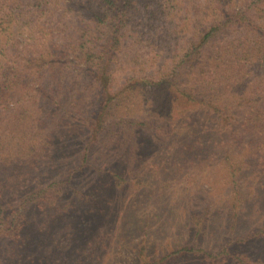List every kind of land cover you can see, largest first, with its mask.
<instances>
[{
  "label": "trees",
  "instance_id": "1",
  "mask_svg": "<svg viewBox=\"0 0 264 264\" xmlns=\"http://www.w3.org/2000/svg\"><path fill=\"white\" fill-rule=\"evenodd\" d=\"M68 68L65 74L76 84L89 81L81 95L90 93L87 107L95 102V112L85 114L77 104L69 109L50 95L53 110L85 125L93 139L108 126H146L130 120L139 112L164 119L159 111L166 110L164 92L171 88L177 110L168 128L179 126L177 133L195 139L197 150L189 144L188 153L201 159L203 169L217 168L223 190H239L249 169L260 167L264 174V0H149L142 8L136 0H0L1 161L11 162L2 152L12 140L21 157L47 156L53 138L41 132L40 114L49 109L42 98L50 90L59 95L49 86ZM142 84L149 90L142 95L149 94L136 106L131 94ZM152 93H160L155 106H149ZM112 106H126L115 122L106 118ZM205 145L216 154L196 155ZM214 159L217 166L207 165Z\"/></svg>",
  "mask_w": 264,
  "mask_h": 264
},
{
  "label": "rangeland",
  "instance_id": "2",
  "mask_svg": "<svg viewBox=\"0 0 264 264\" xmlns=\"http://www.w3.org/2000/svg\"><path fill=\"white\" fill-rule=\"evenodd\" d=\"M136 1L140 8L149 2ZM117 55L125 59L123 52ZM68 70L49 86L59 95L49 89L42 98L49 109L40 114L45 118L41 132L53 138L47 156L21 157L15 140L2 152L12 160H0L7 186L0 264H264L260 167L242 174L239 190L230 185L223 190L217 168L203 169L201 159L188 153L189 144L197 150L195 139L177 133L179 126L168 128L177 110L171 108L177 98L171 88L164 92L169 94L166 110L159 111L164 119L139 112L130 120L138 118L146 126H108L93 139L85 125L53 110L50 95L69 109L77 104L85 114L95 112V102L87 107L90 93L81 95L89 81L76 84ZM145 87L131 94L139 101L136 106L149 94L142 95L149 91ZM159 95H150L149 106ZM125 107L112 106L107 120L117 121ZM33 121L29 115L27 122ZM204 149L196 155L217 151L212 145ZM209 164L217 166L215 159Z\"/></svg>",
  "mask_w": 264,
  "mask_h": 264
}]
</instances>
